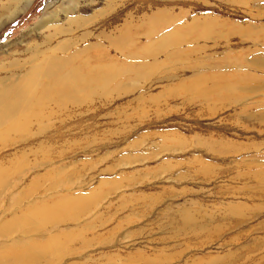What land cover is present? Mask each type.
<instances>
[{
    "label": "rangeland",
    "instance_id": "obj_1",
    "mask_svg": "<svg viewBox=\"0 0 264 264\" xmlns=\"http://www.w3.org/2000/svg\"><path fill=\"white\" fill-rule=\"evenodd\" d=\"M20 10L0 24V78L22 77L36 47L77 16L91 24L51 47L67 40V55L108 56L120 73L105 93L49 103L0 137V251L22 236L13 218L74 199L84 211L67 208L38 228L48 237L30 236L63 240L43 264H264V0Z\"/></svg>",
    "mask_w": 264,
    "mask_h": 264
},
{
    "label": "bare ground",
    "instance_id": "obj_2",
    "mask_svg": "<svg viewBox=\"0 0 264 264\" xmlns=\"http://www.w3.org/2000/svg\"><path fill=\"white\" fill-rule=\"evenodd\" d=\"M31 1L0 0V24L14 18L21 11V5ZM77 9L78 7H75L74 11ZM89 20L90 18L77 16L71 19L70 26L80 30L85 28L88 23L91 24V20ZM52 24L47 21L38 28L44 30ZM74 29L70 27V29L64 30L57 27L54 34H50L46 38V50L42 51L41 48H37L38 45L36 51L32 52L31 66L22 77L18 79L0 78V137L15 131H22L25 128L26 123L23 122L26 118L34 115L37 118L40 114L38 111L43 109V106H48L49 103L58 107L62 106L61 109H64L63 107L68 103L69 105L70 103H79L83 98L91 97L100 91L105 93L104 90L108 88L110 82L119 75L120 71L111 66L108 56L88 55L83 61L80 60L77 53L72 56L67 55L66 52L70 46L67 40L63 44L51 47L53 40L55 41L57 37L61 35L71 37L72 33L76 32ZM89 35L86 33L82 37L88 38ZM128 37V27L124 25L119 36L118 46L122 47V43ZM93 46L88 45L87 47L92 48ZM57 51H62V56L57 55ZM51 105L49 104V106ZM81 205L80 203L77 205L74 199H70L68 203L67 200L63 201L56 211H52L55 206L42 209L33 207L26 215L17 217V219L13 218L14 221L11 223L14 229H20L22 236L13 240V247L0 251V263L11 259L18 261L19 264L52 262L55 258L54 255L63 250L61 236H53L45 244L30 239V236L35 232L39 238L48 237L38 229L40 226L45 223H49L51 226L57 224V219L64 214L67 208L76 207L80 210L84 204ZM82 209L85 210V208ZM29 225L35 228L29 230ZM3 229L5 228L1 226L0 231L2 233L5 232ZM49 243L53 245L47 246Z\"/></svg>",
    "mask_w": 264,
    "mask_h": 264
}]
</instances>
